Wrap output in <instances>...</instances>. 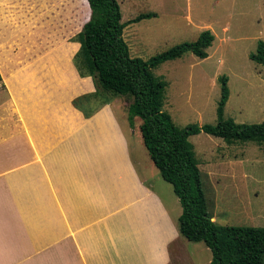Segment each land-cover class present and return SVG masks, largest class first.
Segmentation results:
<instances>
[{
    "label": "crops",
    "instance_id": "crops-1",
    "mask_svg": "<svg viewBox=\"0 0 264 264\" xmlns=\"http://www.w3.org/2000/svg\"><path fill=\"white\" fill-rule=\"evenodd\" d=\"M90 16L89 0H0V264H199L117 104H74L96 91L74 63Z\"/></svg>",
    "mask_w": 264,
    "mask_h": 264
},
{
    "label": "rangeland",
    "instance_id": "rangeland-1",
    "mask_svg": "<svg viewBox=\"0 0 264 264\" xmlns=\"http://www.w3.org/2000/svg\"><path fill=\"white\" fill-rule=\"evenodd\" d=\"M118 1L123 22L141 13H155L125 27L124 38L132 57L147 60L176 44L195 41L203 30L209 29L215 35L208 57L188 52L153 69L168 82L164 109L177 125L217 122L222 75L228 77L230 89L225 117L247 123L264 120V65L250 58L258 41L264 39V0ZM100 99L93 101L92 107L102 106ZM111 100L117 104L119 116L129 123L128 105L133 95H109L108 101ZM140 124L141 120L136 118L137 133L131 130L130 140L153 167L152 175L147 168L148 175L165 202L171 205L176 202L182 210L173 185L162 177L150 158ZM189 139L199 160L210 211L217 222L264 226V144L229 143L204 131ZM178 243L183 253L196 252L197 263L210 264L212 251L204 241H192L181 235ZM184 255L189 264L190 259Z\"/></svg>",
    "mask_w": 264,
    "mask_h": 264
},
{
    "label": "trees",
    "instance_id": "trees-1",
    "mask_svg": "<svg viewBox=\"0 0 264 264\" xmlns=\"http://www.w3.org/2000/svg\"><path fill=\"white\" fill-rule=\"evenodd\" d=\"M89 3L91 16L79 34L81 46L74 63L82 76L93 77L96 91L76 97L74 104L90 116L94 108L85 105H89L91 99L101 98L105 104L109 102V95L131 93L129 124L134 128L135 119L141 120L140 130L150 158L162 177L173 185L182 206L181 235L192 241H204L212 251L210 264H264V226L220 224L213 219L202 186L199 160L189 139L204 131L229 143L254 141L264 144V120L247 123L225 117L230 89L228 77L222 75L217 122L179 126L164 109L168 82L153 72L165 61L188 52L200 58L208 57L214 33L203 30L195 41L176 44L147 60L132 57L124 38L125 27L155 13H141L123 22L118 0H89ZM250 58L264 65V39L258 41Z\"/></svg>",
    "mask_w": 264,
    "mask_h": 264
}]
</instances>
